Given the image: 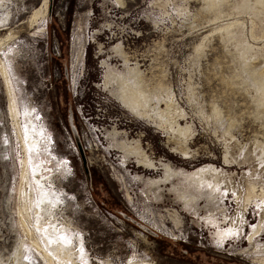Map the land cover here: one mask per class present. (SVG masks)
Returning <instances> with one entry per match:
<instances>
[{"label": "rangeland", "instance_id": "374dc122", "mask_svg": "<svg viewBox=\"0 0 264 264\" xmlns=\"http://www.w3.org/2000/svg\"><path fill=\"white\" fill-rule=\"evenodd\" d=\"M140 262L264 264V0H0V264Z\"/></svg>", "mask_w": 264, "mask_h": 264}, {"label": "bare ground", "instance_id": "6f19581e", "mask_svg": "<svg viewBox=\"0 0 264 264\" xmlns=\"http://www.w3.org/2000/svg\"><path fill=\"white\" fill-rule=\"evenodd\" d=\"M28 145L29 146H39V141L38 140H34V139H31V137H28ZM120 148H123L124 150L126 149V145H124V144H121L120 146H119ZM137 160H138V162H141L142 164H146V162H145V156L142 154V153H139V155L137 156ZM207 169H212L211 167H208V166H202L200 169H198V170H195L193 173H196V175L199 177V180L196 182L197 184H199V183H204L205 181L204 180H201V178H202V173L201 172H205ZM165 170H166V173H169V168L167 167V166H165ZM170 173H172V172H170ZM172 174H174V173H172ZM154 181V180H153ZM157 182V181H156ZM228 183V182H227ZM205 184H206V182H205ZM217 184H219V183H217ZM248 185V184H247ZM250 185H251V183H250ZM246 186V185H245ZM210 190H214V189H218L217 188V186H215V185H212V186H207ZM229 187H231V186H229ZM226 188V189H230L231 190V188ZM248 188V187H247ZM233 189V188H232ZM213 192H215V191H213ZM208 195V194H207ZM240 195V194H239ZM23 197V196H22ZM236 197V199H239L240 197H238V196H235ZM257 196L255 195V193L253 192V188H251V189H247L246 191H245V193H244V195H242V203H240L241 204V209L239 210V212L237 213V215H235V217H234V220H235V225L233 224V226L231 227L230 226V228L228 229V231L227 232H229L232 228H234L235 226H238L239 224H241V222L243 221V218H244V213H245V210H246V207H247V205L248 204H250L251 203V201L253 200V199H255ZM24 198V197H23ZM185 201L188 203V200L187 199H185ZM240 201V202H241ZM253 204H255V202L253 203ZM20 205V204H19ZM19 214H20V216L22 217V219H23V223H24V225H25V221H26V218L28 219V216H29V213H28V206L26 205V201L25 200H23V203H22V209H20L19 210ZM262 218L260 219V221H259V223L258 224H256V225H254V226H252L251 227V232L253 233V232H256V231H258L259 230V227H260V225H261V223H262ZM25 227V226H24ZM37 241V239H35V242ZM135 264V263H134ZM139 264H149V263H144V262H140Z\"/></svg>", "mask_w": 264, "mask_h": 264}]
</instances>
